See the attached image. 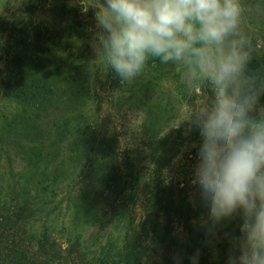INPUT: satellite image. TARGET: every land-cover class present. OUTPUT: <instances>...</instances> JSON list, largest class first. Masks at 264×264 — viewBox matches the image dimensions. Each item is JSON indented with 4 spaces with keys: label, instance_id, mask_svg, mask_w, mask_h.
Segmentation results:
<instances>
[{
    "label": "trees",
    "instance_id": "trees-1",
    "mask_svg": "<svg viewBox=\"0 0 264 264\" xmlns=\"http://www.w3.org/2000/svg\"><path fill=\"white\" fill-rule=\"evenodd\" d=\"M67 3L23 2L35 54L7 77L0 98V162L9 167V176L0 168V264H192L193 258L196 264H217L219 236L207 228L194 229L184 242L155 230L150 238L147 230L158 220L165 196L183 208L172 197L173 185L161 189L157 180L188 134L199 133L182 121L183 106L209 102L214 85L195 66L158 58L122 82L95 62V27ZM241 5L237 33L228 40L242 42L249 57L245 76L264 87V0ZM169 80L175 90L163 87ZM135 110L153 167L150 177L141 167V153L130 140L122 143L119 113ZM18 156L26 162L19 177ZM103 184L105 220L96 241L87 244L82 236L96 225ZM59 196L75 211L61 237L50 226ZM223 222L228 228L223 239L230 245L240 236L241 218Z\"/></svg>",
    "mask_w": 264,
    "mask_h": 264
},
{
    "label": "clouds",
    "instance_id": "clouds-1",
    "mask_svg": "<svg viewBox=\"0 0 264 264\" xmlns=\"http://www.w3.org/2000/svg\"><path fill=\"white\" fill-rule=\"evenodd\" d=\"M97 8L95 62L122 82L158 58L195 66L214 85V98L185 120L200 136L191 183L203 222L215 226L240 215L227 264H264V87L245 76L242 42L228 40L239 27L241 0H99ZM164 175L167 184V169Z\"/></svg>",
    "mask_w": 264,
    "mask_h": 264
},
{
    "label": "rangeland",
    "instance_id": "rangeland-1",
    "mask_svg": "<svg viewBox=\"0 0 264 264\" xmlns=\"http://www.w3.org/2000/svg\"><path fill=\"white\" fill-rule=\"evenodd\" d=\"M25 0H0V98L7 85V77L17 75L19 67L25 62L31 59L35 54L33 48V34L31 28V20L29 19V13L27 7L23 5ZM68 7H75L83 14V22L94 29L97 28L96 14L98 12L99 0H68ZM28 5V4H27ZM14 24L12 25V23ZM18 23V26H17ZM163 87L166 90H175V85L169 80L165 81ZM199 102H195L192 105H184L182 110V121L188 119L193 107ZM260 104L264 105V94L260 97ZM139 113L135 111H120L119 123L123 126L121 132L123 139H128L132 143L131 148L141 153V167H143L144 173L150 177L153 176L152 164L147 158V153L144 152L142 146L143 138L139 126H141V117L139 114V121L131 126V121L137 117ZM194 127V126H193ZM200 144L199 133L192 132L188 134V139L180 151V153L174 158L167 169L169 183H165L164 170L160 173V177L157 180L161 189L168 188L170 184L173 185L174 190L172 193L173 199L178 205H183L182 210L171 205L168 197L163 199L162 210L156 223H148L149 237L153 235L155 230L157 234L166 233L171 237L178 238L179 241L184 242L188 237V234L196 228H207L208 231L214 235H218L219 238L216 241L217 264H227L228 256L232 250L233 243L226 245L223 236L228 233V228L225 223L222 222L218 225L212 226L203 222L204 209L199 199L198 189L191 181L194 176V169L198 163V147ZM195 145V147H193ZM4 160L0 162V168L5 171V174L9 176V167L4 165ZM14 174L18 177L26 172V162L18 156L14 167ZM101 185V184H100ZM101 197H99V204L97 207V216L95 218L96 225L92 226L82 236V241H87V244H91L96 241V234L101 228V224L105 220L103 216L104 199L106 198L108 191L101 186ZM63 200V196L56 198L54 206L56 207L55 213L52 215L50 226L58 237L63 236L65 227H68L69 223L73 220L75 211L72 205L68 204L67 199ZM176 204V205H177ZM192 204L193 208L190 209ZM239 215V214H238ZM147 218V216H145Z\"/></svg>",
    "mask_w": 264,
    "mask_h": 264
}]
</instances>
